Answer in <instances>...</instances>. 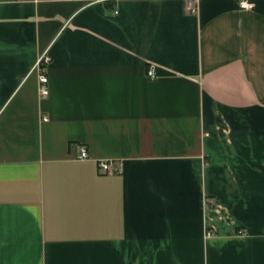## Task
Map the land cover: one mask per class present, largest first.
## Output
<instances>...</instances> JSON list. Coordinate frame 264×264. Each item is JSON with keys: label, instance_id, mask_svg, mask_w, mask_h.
Masks as SVG:
<instances>
[{"label": "crops", "instance_id": "1", "mask_svg": "<svg viewBox=\"0 0 264 264\" xmlns=\"http://www.w3.org/2000/svg\"><path fill=\"white\" fill-rule=\"evenodd\" d=\"M186 5L0 0V264H264V0Z\"/></svg>", "mask_w": 264, "mask_h": 264}, {"label": "built area", "instance_id": "2", "mask_svg": "<svg viewBox=\"0 0 264 264\" xmlns=\"http://www.w3.org/2000/svg\"><path fill=\"white\" fill-rule=\"evenodd\" d=\"M196 3L197 0H187V11H189L190 13H195L196 11ZM250 5H247V8H249ZM114 13L116 14V11H114ZM49 62V57L44 54L42 55L36 64L35 69L38 71L39 75H38V84H39V93L41 95V97H46L49 94V88H48V78L45 75V69L46 66ZM147 77L149 78H155V68L154 66H150L149 69L146 72ZM46 120L45 118H43V121ZM89 155H88V151L87 148L85 146H81L79 148V154L77 156V160H86L88 159ZM97 168L98 171L101 174L104 175H112V174H116V173H120L121 172V164L117 161L114 160H102L99 161L97 163ZM238 235H244V233L242 232V230H238L237 231Z\"/></svg>", "mask_w": 264, "mask_h": 264}]
</instances>
